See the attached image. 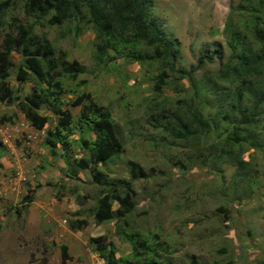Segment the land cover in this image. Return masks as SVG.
Segmentation results:
<instances>
[{
    "label": "rangeland",
    "instance_id": "1",
    "mask_svg": "<svg viewBox=\"0 0 264 264\" xmlns=\"http://www.w3.org/2000/svg\"><path fill=\"white\" fill-rule=\"evenodd\" d=\"M238 2L153 0V18L166 35L179 42L178 73L169 74L159 90L154 78L160 65L140 66L120 59L100 62L88 29L75 31L68 23L49 25L47 18L28 16L19 5L2 18L0 46L5 33L11 32L9 23H22L46 36L60 58L85 67L75 81L63 78L64 108L77 116L80 107L71 102L88 94L109 109L123 150L99 168L112 179H129L133 162L147 174L132 181V208L125 213L124 228L162 243L165 251L159 254L165 263L190 264L195 258L201 264H264V147L243 155L252 169L253 183H240L233 179L234 166L222 163L218 173L210 160H204L214 134L207 137V143L183 141L154 127L151 120L161 110L166 115L186 105L191 91L181 72L194 69L200 54L219 47L223 59L205 63L192 77L197 82L217 80L228 56L224 29L229 4ZM13 62L17 65V55ZM14 70L9 83L22 97L30 83L16 82ZM40 113L48 122L37 130L15 104L0 103V264H105L89 243L90 237L101 235L113 243L116 258L130 257V245L116 232L122 221L96 224L93 220L102 190L89 172L73 173L58 146L54 156L45 145L46 132L53 130L56 118L46 109ZM226 126L221 120L219 131ZM77 138V133L69 137L75 158L82 156L73 141ZM26 196H32V201L24 203ZM118 208L124 211L114 203L113 209ZM74 221L86 223L82 229H72Z\"/></svg>",
    "mask_w": 264,
    "mask_h": 264
},
{
    "label": "trees",
    "instance_id": "2",
    "mask_svg": "<svg viewBox=\"0 0 264 264\" xmlns=\"http://www.w3.org/2000/svg\"><path fill=\"white\" fill-rule=\"evenodd\" d=\"M15 5L21 6L28 16L47 18L49 25L68 23L75 31L90 30L100 62L120 59L140 66L160 65L162 69L154 78L157 90L166 83L169 74L178 73L175 65L179 42L166 35L153 18V0H0V31L5 25L3 16ZM235 17L239 19L235 21ZM9 25L11 32L5 33L0 46V103L15 104L37 130H42L48 122V117L40 113L42 109L55 116L56 125L46 132L45 145L54 156L58 146L73 173L89 172L91 181L102 190L92 211L94 222L122 221L123 225L116 226V232L130 245L131 255L116 258L113 243L104 235L89 238L94 251L105 264H170L162 262L159 254L165 251L162 243H153L149 236L124 228L125 213L132 208V181L147 174L133 162H130L129 179H112L99 168L123 150L109 109L88 94L71 102L72 106L80 107L77 116L64 108L63 78L75 81L85 73V67L76 60L60 58L47 37L33 33L30 25ZM224 33L228 56L217 72V80L204 78L197 82L192 77L205 63L223 59L219 47L200 54L194 69L181 72L180 77L189 82L191 91L186 105L166 111V115L161 110L151 120L154 127L174 139L207 143V137L214 134L216 139L207 143L208 155L204 160H210L218 173L220 164H230L235 167L234 181L253 183L252 169L243 155L249 149L264 147V0H239L236 5L229 4ZM13 55L18 57L17 65ZM13 68L16 82L30 83L29 92L22 97L9 83ZM221 120L227 123L222 132L219 131ZM75 133L78 138L73 141L82 150L79 158L73 156L69 140ZM86 134L91 138L85 137ZM32 199L26 196L23 202L29 203ZM114 203L124 211L113 209ZM85 223L74 221L70 227L82 229ZM62 258H67L65 248ZM190 264L201 263L193 258Z\"/></svg>",
    "mask_w": 264,
    "mask_h": 264
}]
</instances>
